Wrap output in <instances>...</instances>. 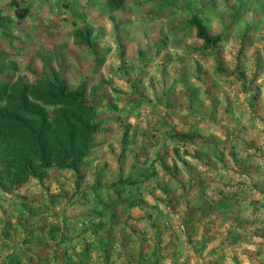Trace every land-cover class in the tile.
<instances>
[{
    "label": "rangeland",
    "instance_id": "obj_1",
    "mask_svg": "<svg viewBox=\"0 0 264 264\" xmlns=\"http://www.w3.org/2000/svg\"><path fill=\"white\" fill-rule=\"evenodd\" d=\"M171 1L159 6V0H124L109 10L104 0H0L6 76L48 80L51 68L70 90L84 78L86 93L93 96L100 124L79 174L51 165L40 178L29 176L15 187L0 184L11 198L7 202L15 204L11 208L27 206L26 220L35 214L28 224L51 223L49 230L61 231V241L82 247L79 264H114L113 256L138 247L133 264H237L240 244L216 245L221 249L214 253L210 242L196 236L193 222L197 216L213 223L241 218L245 204L254 214L257 202L248 190L255 172H264V0L224 6L228 19L222 29L219 16L203 19L209 30L221 31L212 47H203L186 23L189 7ZM206 8L194 9L206 18ZM173 17L176 24L169 21ZM83 23L91 27L89 48L72 40V30ZM243 170L247 181L241 179ZM129 171L131 179L117 198L111 182ZM179 187L185 192L177 193ZM2 204L0 226L16 219ZM200 227L213 232L207 240L222 243L223 230ZM16 230L10 229L11 245L21 236ZM131 240L138 245L131 247ZM225 249L232 251L227 261ZM26 253L16 254L19 264H61L45 261L51 256L42 251ZM2 257L0 264H9Z\"/></svg>",
    "mask_w": 264,
    "mask_h": 264
},
{
    "label": "trees",
    "instance_id": "obj_2",
    "mask_svg": "<svg viewBox=\"0 0 264 264\" xmlns=\"http://www.w3.org/2000/svg\"><path fill=\"white\" fill-rule=\"evenodd\" d=\"M104 1L109 10L118 9L124 3V0ZM63 5L70 7L67 1ZM186 23L194 27L203 47H212L221 38L220 34L207 31L197 12L191 13ZM90 34L91 27L86 23L71 32L77 46L88 48L92 46ZM7 58V54H0V184L7 181L15 187L29 176L40 178L51 165L71 168L79 174L78 165L100 124L93 96L86 93V80L81 79L70 90L62 76L51 68L48 80L38 76L30 81L12 80L6 76L10 70ZM41 58L47 65L43 54ZM123 147L121 143L120 153ZM130 177L129 171L124 177L118 174L111 182L115 197L120 198L123 184Z\"/></svg>",
    "mask_w": 264,
    "mask_h": 264
},
{
    "label": "crops",
    "instance_id": "obj_3",
    "mask_svg": "<svg viewBox=\"0 0 264 264\" xmlns=\"http://www.w3.org/2000/svg\"><path fill=\"white\" fill-rule=\"evenodd\" d=\"M245 1H248V0H217V1L216 0H182L183 4L188 6L189 7L188 9H190L192 13L196 12V9L194 8H199L201 4L207 5V8L204 9V12H203L204 15H206V18H203V15L199 17H200L201 22L205 25L207 31L212 34H216V33L215 31L209 30L205 22L207 20L216 21V17L218 18L219 16L221 18L219 21L222 20V25L220 28L222 29L226 25V21L228 19L224 17L225 15L224 6L233 5V4H235L236 6L240 4L242 5L243 3H245ZM171 3L173 4L174 2H172L171 0H159V6H162V4L163 6H165L166 4H171ZM214 4H219V7L215 8ZM160 14L162 15L158 16L159 20L163 19L162 18L163 12H161ZM227 16H229V14ZM203 19L205 20V22L203 21ZM169 21H173V23L176 24V19L174 17L170 18ZM191 26L189 27L187 26V29H192ZM169 33L170 35H167V37L169 38V41H174L175 38L172 39V37H174V33L173 32H169ZM217 33L220 34L221 31L218 30ZM194 34H195V30H194ZM198 39L201 40L200 38ZM170 45L171 44L168 42L167 47H169ZM156 155L161 156V151L160 152L154 151L153 156H156ZM242 165L246 166L249 164L244 161L242 162ZM117 172H118V169H117ZM252 173L254 174V172ZM241 174H243L241 175V179L247 181V178L250 175L246 172V170H243ZM254 175L255 176L253 177L254 178L253 180L255 181V184L252 188H250V190H248L249 192L248 196L251 199V201L257 202L256 206L253 208L254 214L248 213L247 210H245L248 205V204H245L244 206L240 208V211H238L239 214L241 213V218L239 216L238 219L237 218L235 219V217L228 216V219H223L221 223H218V222L213 223L214 220L210 219L209 217H206L204 220V219H198V216H197L196 217L197 221L193 222L198 225V226H195V230L197 229L199 231L196 236L199 238L203 237L205 239V242H210L209 247H213L215 251L214 253L218 251L220 252V249H221L218 247L216 248V245H221L223 247V243L225 245L226 244L230 245V244H235V243L240 244L241 246L240 245L238 246V251L236 252L238 256L237 264H239V262L243 264H264V207H263L264 206L263 205L264 204V172H261V175H260V172L258 171V172H255ZM185 189L186 188L183 189L182 187H179L177 193L185 192ZM8 199H11L9 197V194L7 192L0 191V203L3 201V204L1 205V207L4 205H7L9 210L11 209V211H14V213H16L15 220H11V219L7 220L5 224L0 226V229L2 228L0 232V240L4 241L3 243L0 244V249L4 252V254L0 253V257L3 256L2 259L4 261L8 260L7 256H10L11 259L8 260L9 264H19V259H20L19 255H16L18 251L25 255L28 254L26 253L27 251L37 252V253L38 252L40 253V251H42L43 255L44 253H46V255L51 256V259L49 258V260L45 257V261L50 262V260L54 259L55 262L57 261L61 264H71V263L79 264L80 258L82 257L80 256V252H79L82 249V247H80L79 244L74 243V241L71 239L65 240L64 242L63 240L61 241L60 239L61 231L59 232L55 231L52 233V230H49L50 229L49 227L53 226L51 223L50 224L47 223V225L43 223L28 224V222L32 221L31 220L32 216H34L35 214L28 215V216H31V219L26 220L25 213H27V211L30 213L31 210H28L27 206L25 209L22 203H21V206L19 205L16 208V210H14L13 209L14 207L13 208L11 207L15 206V204L10 201L7 202ZM180 212L181 211H177L176 213L178 214H175V215H179ZM255 218H257V220H254ZM27 225H30V227H32L31 230L27 229ZM200 225H202V227L205 226L206 228L211 229V230H214V228L223 230L222 231V237H223L222 243L219 242L218 244H216V242L214 241L207 240V238L212 236L213 232L211 234L209 231L208 234H206L205 232L200 230L201 228ZM15 228L17 230H20L21 236L20 238L15 237L14 240L16 241V243L15 244L13 243V245H11L12 241L9 239L11 236L10 229L13 230ZM8 230H9V233H7ZM194 231H192V234L194 233ZM25 233H29V237L23 238ZM227 233H228V236H227ZM4 236L6 237L4 238ZM32 238H34L33 241H32ZM59 241L60 243H58ZM134 243L135 242L133 240L128 242V244H130L131 247L134 245ZM138 243L139 242L137 241V244L136 243L135 244L138 245ZM139 246L144 247L145 242L140 243ZM204 247L206 250L207 246H204ZM15 250L17 251L15 252ZM139 250L140 249L138 247L137 251L135 252L134 251L125 252L118 259H115V257L113 256L112 258H113L114 264H133L132 261L135 260L136 257L139 256L138 255ZM50 251L52 252V254H50ZM232 251L234 253L236 250L233 249ZM232 251L231 250L227 251L226 249L224 250V253L226 254V261L228 260V257H227L228 253H231ZM97 253L102 254L101 251H98ZM147 255L148 254L145 253V254H141L140 256L147 257ZM101 257L102 255L97 256V258H101ZM139 258L142 259L141 257ZM93 259H96V258H93ZM30 263L37 264L35 260L31 261Z\"/></svg>",
    "mask_w": 264,
    "mask_h": 264
}]
</instances>
